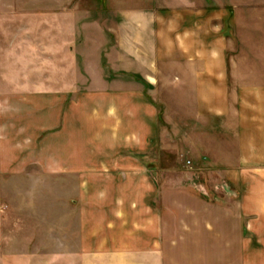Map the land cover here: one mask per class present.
<instances>
[{
    "label": "crops",
    "instance_id": "0c3cea01",
    "mask_svg": "<svg viewBox=\"0 0 264 264\" xmlns=\"http://www.w3.org/2000/svg\"><path fill=\"white\" fill-rule=\"evenodd\" d=\"M130 20L151 37L150 55L138 52L125 69L149 89H167V69L161 68L167 66V37L181 34L182 20ZM206 69L193 71L194 89L220 90L227 71L221 77L220 69ZM254 90L235 124L242 132L236 170L228 176L234 200L228 209L167 200L147 162L159 144L160 114L142 89L52 96L46 120L45 103L37 99L40 116L7 128L13 161L5 168L41 188L34 199L20 195L26 203L20 211L6 201L0 264H264V86ZM200 102L222 114L216 93ZM33 170L41 177H25ZM3 220L9 227L2 230Z\"/></svg>",
    "mask_w": 264,
    "mask_h": 264
},
{
    "label": "rangeland",
    "instance_id": "374dc122",
    "mask_svg": "<svg viewBox=\"0 0 264 264\" xmlns=\"http://www.w3.org/2000/svg\"><path fill=\"white\" fill-rule=\"evenodd\" d=\"M156 16L181 19L182 26L180 35L167 37V66H161L167 89L152 90L125 64L138 52L150 55L151 37L130 19ZM212 67L221 77L227 71L220 90H195L193 71ZM110 86L140 88L157 105L160 139L147 162L168 201L234 208L228 176L236 170L242 132L235 124L244 99L264 86V0H0V214L6 201L20 211L26 204L20 195L34 199L41 188L5 168L13 161L5 145L8 126L21 119L30 125L40 116L37 99L45 103L46 120L52 96ZM213 92L220 96V115L200 102ZM25 177L41 176L33 170ZM1 227L9 224L3 220Z\"/></svg>",
    "mask_w": 264,
    "mask_h": 264
}]
</instances>
